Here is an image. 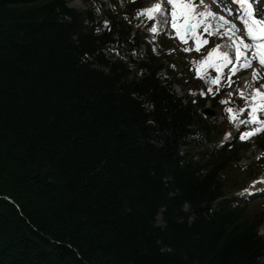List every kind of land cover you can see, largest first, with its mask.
<instances>
[{
	"label": "trees",
	"instance_id": "obj_1",
	"mask_svg": "<svg viewBox=\"0 0 264 264\" xmlns=\"http://www.w3.org/2000/svg\"><path fill=\"white\" fill-rule=\"evenodd\" d=\"M86 1L0 0V264H264V210L223 199L264 158H189L224 106L205 119L187 64L142 49L143 0Z\"/></svg>",
	"mask_w": 264,
	"mask_h": 264
},
{
	"label": "snow or ice",
	"instance_id": "obj_2",
	"mask_svg": "<svg viewBox=\"0 0 264 264\" xmlns=\"http://www.w3.org/2000/svg\"><path fill=\"white\" fill-rule=\"evenodd\" d=\"M212 4H217L220 6L221 11L232 14L233 8L239 5V8L236 9V15L232 19H227L224 15H219L215 11H211L209 4L205 0H198V4L194 3L193 0H157L150 8L142 9L137 12V16L142 13H147L149 19H153L156 13H159L164 17L165 23H171V26L177 30V34L180 39L187 43L185 38L187 34H190L191 38L196 42V51L200 50L201 43L207 44L208 40L204 39L202 42L197 31L198 27L205 23L207 18L216 19V27L211 29L209 27H204L203 31L209 32L212 34L214 31L216 35L223 36L224 32H220V28H224L226 32L229 33L230 43L235 50L236 60L242 61L240 67L248 68L252 66L254 60H258L261 66H264V4L260 3V0H211ZM165 5L162 7L161 5ZM260 4L258 9L254 8V5ZM167 6H171L168 8ZM96 11H100L99 8H96ZM183 17V23H177V18ZM218 18V19H217ZM242 21L241 27L246 30L247 37L250 39V42H246L245 39L241 36H237V33H240L241 28H238L236 23L233 21ZM105 25L108 24V21L104 22ZM181 29L184 31L182 32ZM99 31V29H97ZM151 32H156L157 28L154 25L151 29ZM221 48V45H216L211 50L208 51L206 57H202L199 62L202 66L214 67L219 73L223 65L233 63L232 58L225 52H218L217 50ZM192 49L184 48L183 51L189 52ZM117 52V55L120 53ZM155 51V49H153ZM133 54H136L135 51ZM142 55V54H141ZM193 63H197L193 61ZM172 67H175L172 65ZM239 70L238 68L236 69ZM199 75V70H198ZM253 79H259L257 70H253L252 73ZM221 77L217 76L216 78H209L206 83H209L207 93L213 92L212 84H218ZM230 81V77L228 78ZM245 84H249L248 81H245ZM231 87V82L229 83ZM264 85H261V88L253 89L255 96H245L244 89H236L235 92L240 97L244 98L245 105L244 107L237 108L235 114L232 107L225 108V111L229 114L230 121H234L237 125L244 126L243 130L238 132V138L241 141L250 139L251 137L264 133ZM218 91V89H217ZM192 96H195L196 93L192 90H189ZM204 90H201V95L207 94ZM233 92H229L228 96L231 97ZM255 101L254 103L249 104V100ZM221 103H227L225 100H221ZM193 103L195 101L193 100ZM245 108H249L250 111L241 118V114L245 113ZM225 135H230L225 133ZM264 155V153H262ZM259 159V157H257ZM255 183V182H253Z\"/></svg>",
	"mask_w": 264,
	"mask_h": 264
},
{
	"label": "rangeland",
	"instance_id": "obj_3",
	"mask_svg": "<svg viewBox=\"0 0 264 264\" xmlns=\"http://www.w3.org/2000/svg\"><path fill=\"white\" fill-rule=\"evenodd\" d=\"M101 1H106V0H101ZM121 1L123 2L121 4V9H124L126 7V2L128 0H121ZM145 1H147L148 3L147 8H150L153 4L157 2V0H145ZM193 2L198 4V0H193ZM205 2L209 4V8L211 11H215L219 15H224L227 19H230V20L232 19L233 17L232 14L229 15L228 13L221 11L220 7H217L215 4L211 3V0H205ZM70 3H71L70 7H74L77 9L84 10L88 8V4L86 0H67V4L70 5ZM260 3L264 4V0H260ZM161 6L164 7L165 5L162 4ZM167 7L171 8V6H167ZM256 7L259 8L260 4H256ZM153 22H155L157 31L149 33L155 36H152L151 40L147 39V43L151 44L155 48V51H158V52L163 51V53L169 54V57H167V63L171 66V68H175L176 67L175 65H177L181 61L184 64L189 63V68L186 69V71L181 72L180 74L181 76L179 78L180 80L175 85V89L176 91H178L179 94L189 95L190 94L189 90L193 91V89H195V91L198 92V94L194 100L196 102H198L199 99H201V101H205L207 98H212L211 96L213 97L218 96L221 93V87L223 86L229 87V83L231 82V88H228L226 92L221 93L223 95L221 99L227 101V103H225L226 108L232 107L234 110L233 114H235V110L237 108L244 107L245 105L244 98L237 95L235 90L244 89L245 96H255L256 94L253 91V89L261 88V85H264V72L259 70V67L255 63L253 64V68L251 70L249 69L245 73H242L240 75L241 77H236L237 79L232 78L231 74H227L226 75L227 78L224 77V74L222 73L217 75V73L214 71L209 72V69L207 70V72H204L202 66H198L200 64L199 62L201 61V58L204 57V55L202 54V51H203L202 44L203 43H201L200 45V50L196 51L195 50L196 42L190 36H187V35L185 37L187 39V43L182 41L179 35L177 34V30L171 26L170 22L165 23L164 17L159 15V13L155 14L153 18ZM233 22L236 23L238 28H241L240 33H237L236 35L241 36L242 34L243 39L248 38L246 30L243 29L241 25L237 23V21H233ZM177 23H183V17H178ZM204 27H209L210 30L214 29L216 27V19L207 18L205 20V23L201 25L200 27H198L197 31L199 33L200 40L202 42L204 39H207L208 40L207 44H209L210 46L214 45V47L216 45H221V48L218 49V52H225V53L230 54V56L235 57V50L232 44L230 43L229 33L226 32L224 28L219 29L220 32H224V35L218 36L215 34L214 31L212 32V34H209V32L203 31ZM181 31L183 32L184 30L181 29ZM159 36H162V37H159ZM166 40H169V48H163L162 46L163 43L166 42ZM145 48L146 46H144V49ZM184 48H190L192 50L189 52H185L183 51ZM193 61H196L197 63L194 64ZM172 65H174L175 67H172ZM254 69L257 70L258 75L260 77L259 79H256V80L253 79L252 73ZM198 70H199V75H198ZM217 76L221 77L220 80H223L225 78L226 80L223 83L219 82L218 84L211 85V87L213 88V92L207 93L208 88L204 87L206 86L205 80H209V78L214 79ZM229 77H230V81L228 79ZM245 81H248L249 84H251V87H249L248 84H245ZM201 90H204L207 94L201 95L200 94ZM262 91H264V89H262ZM229 92H233V95L231 97L228 96ZM207 101H206L207 104H211L210 99ZM254 102L255 101L251 99L249 100V104L254 103ZM248 111H250V109L245 108V113L241 114V118H244V116L247 114ZM230 115L231 114L225 111V121L220 123L219 127L223 129L227 127V129L229 128V130L236 129L235 126H237V124H235L234 121H230L229 119ZM207 118H210V117H207ZM261 118H264V116H262ZM243 129H244V126L240 125L236 130L240 131ZM233 133H235V131ZM260 142H264V133L257 134L251 137L250 139L241 141V143H245L247 145V148L241 151V159L237 163L238 166L244 167L247 165H251L254 162L258 161L262 156H264L262 155L264 151H262L259 146ZM257 157H259V159ZM262 204H264V200H260V198H258L255 201L254 205H252L254 207L252 211L260 212L264 210V208L262 207ZM157 219H158L159 224L163 223L161 214H159Z\"/></svg>",
	"mask_w": 264,
	"mask_h": 264
},
{
	"label": "water",
	"instance_id": "obj_4",
	"mask_svg": "<svg viewBox=\"0 0 264 264\" xmlns=\"http://www.w3.org/2000/svg\"><path fill=\"white\" fill-rule=\"evenodd\" d=\"M203 114H206V115H214V111L213 110H210L209 108H206V109H203Z\"/></svg>",
	"mask_w": 264,
	"mask_h": 264
},
{
	"label": "clouds",
	"instance_id": "obj_5",
	"mask_svg": "<svg viewBox=\"0 0 264 264\" xmlns=\"http://www.w3.org/2000/svg\"><path fill=\"white\" fill-rule=\"evenodd\" d=\"M69 6H71V3H70V5Z\"/></svg>",
	"mask_w": 264,
	"mask_h": 264
}]
</instances>
